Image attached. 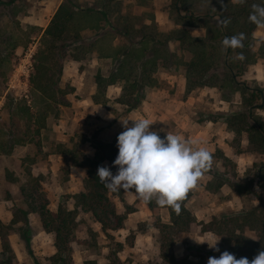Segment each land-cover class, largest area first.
Here are the masks:
<instances>
[{
  "label": "rangeland",
  "instance_id": "obj_1",
  "mask_svg": "<svg viewBox=\"0 0 264 264\" xmlns=\"http://www.w3.org/2000/svg\"><path fill=\"white\" fill-rule=\"evenodd\" d=\"M230 1L232 0L226 3ZM59 2L60 0H15L8 3V0H0V36L12 35L18 41L8 68H3L6 73L4 80L0 79V232L7 242L5 245L0 238V264H51L49 257L56 251L53 234L43 230L38 214H29L27 225L22 222L10 223L16 208L26 207L22 191L41 194L51 211H56L60 204L73 211L75 206L72 196L83 188L85 172L74 168L68 155H55V145L72 138L78 145L79 152L93 155L96 149L92 147L97 142L94 138L100 133L109 132L110 135V122L98 120L99 116L93 115L97 113L93 109L95 106L83 99L91 91L96 68H102L103 73L110 69L107 59L91 58L94 48L100 45L107 47L113 39L106 31L97 32L98 28L93 32L85 29L82 44H68L59 80V87L66 94L60 97L58 95V99L64 104L56 106L45 116L46 125L39 134L35 131L38 126L35 123L25 131V119H21L20 112L14 113L19 105L33 109L29 82L34 71L33 56L40 35ZM197 2L198 5H203L208 4L209 0ZM81 3L108 8L105 0H82ZM151 3L158 6V12L145 13V24L155 26L158 20L161 28L171 27L170 5L165 0ZM212 9L219 10L216 5ZM127 11L130 13L128 9ZM152 14L157 17L155 20ZM118 15L109 13L113 22L118 19ZM214 21L217 22V19ZM85 24L97 26L96 20L89 16L85 17ZM30 26L33 28L30 29ZM198 30L193 29L196 33ZM251 35V39L245 44L250 55L241 60L244 68L237 77L240 86L247 85L249 89L240 87L229 97L223 95L217 87H199L186 93L181 61L189 58V54L177 47L175 52L178 60H172L167 70L162 68L157 73V86L145 90L146 98L135 112L138 114L136 118H142L140 114H144L143 118L155 121L150 127L161 138L171 133L198 140L201 142L200 146L207 147L212 153L220 150L234 164V167L227 169L221 158H213L210 171L189 192L185 206L195 219L187 231L172 234V231L164 228L170 222L169 214L155 200H152L154 205L150 208L137 196L134 189L115 192L107 189L109 205L124 218L122 225L104 230L90 212L77 210L76 225L67 244V254L72 257L70 264H162L165 250L162 240L164 244L173 242V235L176 238L168 254H172L177 260L185 258L187 261H196L201 255L207 264L210 256L218 258L219 255L207 243L197 241L220 235L214 230H204L203 226L214 219L225 218L264 204V193L258 187L254 188V192L241 193L234 191L229 181L244 182L255 176L264 159L249 148L244 135L239 137L237 147L232 146L231 133L224 121L227 114L246 111L243 102L250 97L252 89H256L260 95L257 99L259 107L251 109L264 120V27L256 25ZM97 39L100 41H95ZM1 41L3 40L0 39ZM172 49H176L173 44ZM74 56L80 61L73 59ZM232 56L237 58V54ZM111 104L116 118L122 117L119 119L125 120L126 106L115 109L114 104ZM56 110L58 115L54 116ZM132 124L133 121L130 120L128 126ZM117 128L118 133L125 130L122 123ZM90 138L93 141L86 142ZM103 164L107 165L108 162L104 161ZM116 171L115 166L113 174ZM244 234L252 239L256 238L253 230L247 229ZM164 236L167 237L166 240ZM219 242L220 240L217 248Z\"/></svg>",
  "mask_w": 264,
  "mask_h": 264
},
{
  "label": "trees",
  "instance_id": "obj_2",
  "mask_svg": "<svg viewBox=\"0 0 264 264\" xmlns=\"http://www.w3.org/2000/svg\"><path fill=\"white\" fill-rule=\"evenodd\" d=\"M14 1L8 0V3ZM227 1L209 0L208 4L198 5V2L194 0H174L173 7L177 13L176 23L181 24L182 27L160 34L154 26L143 25L136 29L126 17L127 15H121L116 19V23L113 22L109 13L122 11L119 0H106L108 7L106 9L94 5L87 6L79 0H63L43 29L33 56L34 71L29 82L34 110L28 106L19 105L14 112L16 114L20 112L21 119H25L23 129L28 131L30 125L35 123L38 125L35 131L39 134V131L46 125L47 117L45 116L56 106L64 104L58 99V95L60 97L66 94V91L59 87V80L67 57L68 44H82V33L87 28H98L97 32L106 31L114 37L115 35L122 37V44L115 50L104 49V46L96 47L102 56L112 59L113 66L106 75L99 70L95 73V91L91 95L93 103L106 105L109 101L105 95L107 86L118 83L121 93L116 101L126 105L127 111L137 108L144 98L145 90L157 85V80L153 76L157 69L178 60L177 53L169 48L170 41H177L179 49L189 54V58L181 61L186 93L199 87H217L223 95L226 94L229 97L240 87L249 89L247 85L240 86L237 77L244 66L240 59L232 55H238L240 52H243L245 58L250 55L245 44L251 39V32L256 27V24L248 19L252 11L251 6L264 4V0H245L244 4L234 3L233 0L226 3ZM213 5H216L219 10H213ZM180 8L185 9L188 14L180 13ZM88 16L96 20L97 26L85 24V17ZM215 19L217 22L214 21ZM222 19H229L230 23L224 27L219 23ZM99 23H101L100 28ZM183 25L202 26L205 31L203 35L195 36ZM32 28L30 26V29ZM238 33H244L246 36L243 41L244 47L225 51L222 47V40ZM0 39L3 40L0 42V79L4 80L6 73L3 68H8V62L17 48L18 41L12 35L0 36ZM99 41L98 39L97 42ZM78 50L81 49L78 48ZM73 59L80 61L77 56ZM252 90L250 97L243 102L246 111L227 114L224 121L231 133L232 146L237 147L239 137L244 135L249 148L264 159V120L261 116L255 115L251 109L259 107L257 99L260 93L256 89ZM228 97L226 99H229ZM53 114L57 116L58 111L56 110ZM97 143L93 146L96 149L93 155H84L79 152L78 145L72 138L55 145V154L68 155L70 162L85 172L83 188L72 196L75 206L73 211L67 210L61 204L58 205L56 211H51L47 208L46 201L41 194L28 193L23 190L22 195L26 207H18L13 213L11 224L22 222L26 225L28 215L37 213L43 230L53 234L56 251L49 257L51 264L71 263L72 257L67 254V244L76 225L77 210L90 212L104 230L122 225L124 218L109 205L106 196L108 188L100 182L96 175L98 166H108L112 173L114 172L115 166L112 162L118 154L117 138L111 143ZM212 154L213 158L223 160L225 168L234 167L231 158L222 154L220 150ZM104 161L108 164H103ZM229 181L234 191L251 193L254 192L255 187H258L264 193V161L260 164L255 176L244 182ZM189 195L181 203L179 215L170 207H165L170 222L165 224L164 228L172 231V234L184 233V230L187 231L195 219V216L185 206ZM147 205L151 208L154 203L150 201ZM206 225L203 226L204 230L217 231L221 236L219 251H217L219 256L223 251H228L237 259L246 257L251 261L258 252L264 251V204H258L250 210L231 214L225 218L214 219ZM247 229L255 231V239L244 234ZM0 238L7 245L5 236L1 232ZM175 238L176 235H173V242H166V244L162 240V246L165 249H162V264H205L201 255L196 261H187L185 258L177 260L172 254H168ZM166 239L167 237L164 236V240ZM26 242L29 243L28 240Z\"/></svg>",
  "mask_w": 264,
  "mask_h": 264
},
{
  "label": "clouds",
  "instance_id": "obj_3",
  "mask_svg": "<svg viewBox=\"0 0 264 264\" xmlns=\"http://www.w3.org/2000/svg\"><path fill=\"white\" fill-rule=\"evenodd\" d=\"M244 4L245 0H233ZM249 21L264 27V4H253ZM224 27L229 19L219 21ZM244 33H238L222 40V47L242 49ZM237 58L244 60L243 52ZM129 120L133 121L131 127ZM124 131L117 136L118 154L112 164L117 167L113 174L108 166H98L96 175L111 191L135 190L145 203L155 200L158 206L170 207L177 215L181 203L189 192L198 186V181L213 166V154L198 140L188 139L180 134L167 133L163 138L151 129L155 121L147 118L121 120ZM220 236L197 241L207 243L209 248L219 251ZM207 264H264V251L249 261L246 257L237 259L234 254L223 251L220 256L209 257Z\"/></svg>",
  "mask_w": 264,
  "mask_h": 264
},
{
  "label": "crops",
  "instance_id": "obj_4",
  "mask_svg": "<svg viewBox=\"0 0 264 264\" xmlns=\"http://www.w3.org/2000/svg\"><path fill=\"white\" fill-rule=\"evenodd\" d=\"M63 0H60V2L58 3V6H59V4L62 2ZM80 2L82 1V0H79ZM106 1V0H105ZM119 1H121V4H120V6H121V8H122V11L120 12V13H118L119 15H118V17H120L121 15L122 16H124V15H127L126 17L128 18V19H130V23H132V25L136 28V29H139L141 26H143V25H147V24H145V22H146V19H145V17H144V15H145V13H147L148 11H153L154 13L156 12V14H157V12H158V9H157V5H155L154 3H151L152 1H154V2H157V0H119ZM166 1V3H168V5H170V7H171V10H172V20L170 21V24H171V27H167V28H161L159 25H158V23H159V21L157 20V22H156V24H155V30L158 32V33H160V34H165V33H168V32H170V31H172L173 29H175V28H181L182 27V25L181 24H178V23H176L177 22V18L174 16L173 17V15H177V13H176V10L174 9V7H173V1L174 0H165ZM197 0H194V2H196ZM128 5H130V6H128ZM58 6H57V8H58ZM169 7V6H168ZM56 8V9H57ZM127 9L130 11V13L127 11ZM56 11V10H55ZM180 13H185V14H188L187 13V11H185V9H183V8H180ZM54 14V13H53ZM111 14H113V13H111ZM153 15V20H155V18H157L156 16H155V14H152ZM149 26V25H148ZM185 28H187L188 30H189V32L192 34V35H195V36H198V35H203V33H204V31H205V29H204V27H202V26H186V25H183ZM194 28H198L199 30L197 31V33L196 32H194L193 31V29ZM90 28H88V30H89ZM91 31L92 30H94V29H90ZM100 36H102V35H100ZM96 41H98V39L96 40ZM122 44V37L121 36H119V35H115V37L113 36V39H112V42L107 46V47H105L104 46V49H108V50H115L116 48H118L120 45ZM172 44L173 45H175L176 46V49H172ZM168 45H169V48L172 50V51H177L178 49H177V47H179V43L177 42V41H170L169 43H168ZM100 46H102V45H100ZM98 50L99 49H96V48H94V50L92 51V57L91 58H93V59H100V60H105V59H107L108 60V62L110 63V69H111V67L113 66V63H112V59L110 58V57H105V56H102V53H99L98 52ZM91 58L89 59V60H91ZM88 60V61H89ZM168 66H170V64L168 65ZM168 66H165V67H160V68H158L157 69V71L153 74V76L156 78V80H157V84H158V82H159V80H158V77H157V73L159 72V71H161L162 70V68H165V70H167V67ZM79 69V66L77 67V70ZM109 69V70H110ZM100 71L103 75H106L107 73H108V71L109 70H107V72L106 73H103V70H102V68H100V67H97L96 68V70H95V73L97 72V71ZM164 70V69H163ZM95 73H94V75H95ZM183 76H184V73H183ZM93 78H94V76H93ZM184 81H185V77H184ZM184 85H185V82H184ZM157 86V85H156ZM156 86H154V87H156ZM150 88H153V87H150ZM111 89V90H110ZM114 89H117V90H115L114 91ZM94 91H95V83H94V81H93V83H92V88H91V91L88 93V95L85 97V98H83L84 100H88V102H90L93 106H95V107H93V109L94 110H96L97 111V113L96 114H93V115H98L99 116V119L98 120H101L102 122H106V123H108V122H110V125H111V127H110V135H109V132L108 133H105V134H102V133H100L99 134V136H97V137H95L94 139H96V141L99 143V142H102V143H111V142H113L114 140L113 139H115V138H117V136H118V134H120V133H118V128H117V125L119 124H121V122H120V120H122V119H119V118H122V117H117L116 118V116H115V113H114V111L115 110H112L113 108H112V104L111 103H113L114 104V108L116 109V107H121V106H123L124 104H121V103H119L118 101H116V98L120 95V93H121V87H120V85L118 84V83H116V84H112V85H108L107 86V88H106V92H105V95H106V98L109 100L108 102H107V104L106 105H102V104H96V103H93L92 102V99H91V95L94 93ZM192 91V90H191ZM146 97H145V95H144V98L142 99V101H141V103L138 105V107L143 103V101H144V99H145ZM126 106V105H125ZM138 107L137 108H135V109H132V110H130V111H126L125 113H124V115H126L124 118H126L125 120H127V119H132V118H136V116H138V114H136L135 112L137 111V109H138ZM119 109V108H118ZM89 113H92V112H89ZM140 116L143 118V116H144V114H140ZM85 117H87V115L85 116ZM61 121H67V120H65V119H61ZM129 122H130V120H129ZM68 122H66V124H67ZM131 127V126H130ZM107 128H105V130H106ZM118 133V134H117ZM114 136H115V138H114ZM91 139V138H90ZM93 140L91 139L90 141L89 140H87L86 142H92ZM92 148H94V147H92ZM95 149V148H94ZM55 154V153H54ZM55 155H57V154H55ZM58 156H60V154H58ZM69 162H70V160H69ZM107 162V161H106ZM73 165V164H72ZM70 167H72L71 165H70ZM74 168H78V167H74ZM80 170L82 169V168H79ZM70 183V182H69ZM70 184H73V183H70ZM74 187H75V185H73ZM79 189V188H78ZM72 193H75V192H72Z\"/></svg>",
  "mask_w": 264,
  "mask_h": 264
}]
</instances>
